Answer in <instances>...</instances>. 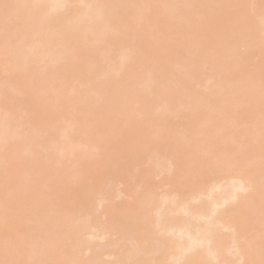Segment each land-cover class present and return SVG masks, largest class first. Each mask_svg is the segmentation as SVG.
<instances>
[{
    "label": "bare ground",
    "instance_id": "bare-ground-1",
    "mask_svg": "<svg viewBox=\"0 0 264 264\" xmlns=\"http://www.w3.org/2000/svg\"><path fill=\"white\" fill-rule=\"evenodd\" d=\"M0 264H264V0H0Z\"/></svg>",
    "mask_w": 264,
    "mask_h": 264
}]
</instances>
